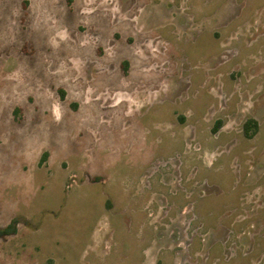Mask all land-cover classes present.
<instances>
[{
	"label": "rangeland",
	"instance_id": "obj_1",
	"mask_svg": "<svg viewBox=\"0 0 264 264\" xmlns=\"http://www.w3.org/2000/svg\"><path fill=\"white\" fill-rule=\"evenodd\" d=\"M13 219L0 264H264V0H0Z\"/></svg>",
	"mask_w": 264,
	"mask_h": 264
},
{
	"label": "trees",
	"instance_id": "obj_2",
	"mask_svg": "<svg viewBox=\"0 0 264 264\" xmlns=\"http://www.w3.org/2000/svg\"><path fill=\"white\" fill-rule=\"evenodd\" d=\"M26 6V3H23V7ZM62 95V94H61ZM183 123V118H179ZM222 123L220 121L216 122L212 128V131L215 133L220 127ZM258 129L257 123L252 120L248 119L243 124V133L246 137L250 138L252 135L256 133ZM47 153H43L39 162V165H42V163L46 160ZM17 223L18 221L16 219H13L6 227L0 229V239H5L10 236H14L17 233Z\"/></svg>",
	"mask_w": 264,
	"mask_h": 264
},
{
	"label": "flooded vegetation",
	"instance_id": "obj_3",
	"mask_svg": "<svg viewBox=\"0 0 264 264\" xmlns=\"http://www.w3.org/2000/svg\"><path fill=\"white\" fill-rule=\"evenodd\" d=\"M123 63H124V64H127L128 62H127V63H125V62L123 61Z\"/></svg>",
	"mask_w": 264,
	"mask_h": 264
}]
</instances>
